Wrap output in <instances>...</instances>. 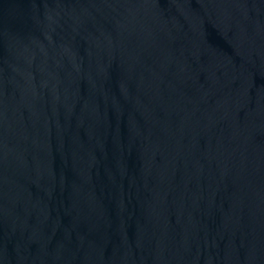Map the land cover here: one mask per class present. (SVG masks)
I'll use <instances>...</instances> for the list:
<instances>
[{
  "label": "water",
  "instance_id": "95a60500",
  "mask_svg": "<svg viewBox=\"0 0 264 264\" xmlns=\"http://www.w3.org/2000/svg\"><path fill=\"white\" fill-rule=\"evenodd\" d=\"M0 264H264V0H0Z\"/></svg>",
  "mask_w": 264,
  "mask_h": 264
}]
</instances>
